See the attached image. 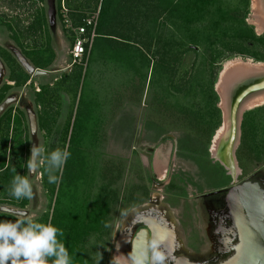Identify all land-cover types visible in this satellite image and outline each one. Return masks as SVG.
Segmentation results:
<instances>
[{"label": "rangeland", "instance_id": "obj_1", "mask_svg": "<svg viewBox=\"0 0 264 264\" xmlns=\"http://www.w3.org/2000/svg\"><path fill=\"white\" fill-rule=\"evenodd\" d=\"M61 1H63L68 11L65 17L59 12V3ZM80 4H84V0H54L55 22L53 25H49L46 18V0L43 2L38 0H0L1 48L6 49L11 54V51L7 48L9 46L19 49L21 53L22 51H30L33 48L42 49L46 47L48 39L45 37V31L40 34H28L25 40L19 32L17 35L20 39V46L11 37L12 33L23 30L27 23L34 18L35 14L39 13L45 16L46 27L50 36L49 46L55 52L53 62L48 67L43 68L47 71L45 75L33 76L29 74V78L25 84L10 89L12 93L9 96L15 97V100L11 103V113H15L18 107L25 112L27 110L34 111L33 91H35L36 84L40 82H53L54 78L60 75V72L64 71L65 74H69L75 65L81 66L75 63L71 65L69 62L68 49L72 43L73 34L69 32L70 27L67 25L72 26L73 24L71 15H78L81 12V17L90 12L99 11V7L87 9L81 6L77 9V6ZM252 14L250 0L249 13L247 15L249 23H251ZM63 19H67L68 22H64ZM250 25L253 24L251 23ZM9 27L11 30H9ZM23 56L25 57L24 54ZM236 57L243 61L250 60L253 63H261L239 56L232 58ZM190 60L191 57L187 56L185 62L188 63ZM224 62L221 65V69ZM6 67L5 64L2 77L7 79L8 68L6 69ZM82 67L84 68L85 66L82 65ZM84 71L85 69L82 70V76L79 83L76 84V88L78 87L77 92L75 93L70 83L60 84L57 96L54 97L59 101L49 107L55 113L57 112L56 123L54 125L57 134L54 144L50 143L54 132L49 136H45L43 131L38 130L35 135H30L29 129L26 127L30 144L31 142H37V145L40 143L46 151L57 148L62 149V129L67 122L68 124L70 122L65 143V148H67L72 127H75L68 149L70 156L63 168L56 173L59 176V182L55 184L54 195L51 201L42 183V173L38 171L34 177H32L34 174H29L33 184V196L30 200L26 199V204L23 207L20 206L23 199L17 201L11 197L9 194L10 185L8 184L7 187L2 177H0V206H8L22 211L23 214L17 215L19 219L29 216H34L37 219L39 214L48 209L50 201L51 212L54 210L53 224L59 229L64 227L69 222V219L71 222V220L84 217V214L85 220L102 219L110 216L111 212L109 211L107 215L101 214L97 218L94 217L95 213L101 212L111 202L102 196L96 199L92 197L97 190L99 193L103 189L100 187L102 185V177L101 175L98 176L97 173H105L106 178L103 181L105 189L106 185L110 184V179L108 178L115 180L118 176L120 180H115L114 185L118 188L119 197H123V200L121 198L122 201L118 203L119 199L116 200V196L113 195V206L117 207V209L110 219V234L107 237L103 236L104 243H101V239L96 238L95 234L88 236L82 248L79 249L78 260L72 259L73 264H108L104 263V255L106 253L107 257L109 252L112 258L109 264H119V261L121 264L124 257L128 258L129 263H132V259L130 258L132 248L130 241L133 240L135 232L129 234V223L133 219L135 212H130V208L141 203L152 205L147 206L149 209L138 212V215L146 214L152 216L151 218L155 219V221H158H156L158 235L155 237L153 234L154 238L152 241L164 239L165 236L170 241V258L168 257L166 264L174 258L176 251H181L182 253L180 254L185 256L189 255V258L193 259L192 261L195 260L196 264H208L212 253H215V249L221 246L217 243L216 238H211L214 226L212 223L205 225V221L208 220V213L194 200V196L210 192L228 183L230 181L229 167L225 165L226 163L224 164L223 161H220L221 158L217 160L214 157H210L209 152L208 159L210 162L203 163L205 159L199 162L200 158H195L196 150L186 148V144L183 142L185 135L180 132L171 130L157 135L152 129H146L143 121L144 103L136 106L133 102L129 103L123 100L121 110H119L120 81L124 80L126 82V79L125 75H119L117 66L113 67L112 64H107L106 62L90 65V73L86 79L83 78ZM7 84H11V82L7 81ZM219 87L217 86L216 88L218 97H220L219 101L221 100V108H219L221 116L223 113L222 124L226 126V106L221 99L220 90H223V85ZM80 94L81 102L78 104ZM128 121L131 122L130 126ZM12 133V127H10V134ZM81 135H84L83 140L79 138ZM98 139L100 140L99 143ZM211 139L207 150L210 147ZM191 146L193 148L192 143ZM250 150L254 154L248 158L247 152ZM238 152L241 159L247 162L244 167L245 171H242L243 168L239 166ZM102 156L111 157L113 160L109 162L104 160L102 162L108 163L101 165L98 161ZM11 157L9 153V161L15 163L16 158ZM28 157L29 155L27 154ZM119 158L125 159L127 167H129V171H126L124 175L120 174L119 167L125 164V162H121ZM116 159L117 163L114 161ZM231 159L234 168L232 178L235 179L237 177V181H240V177L243 180L257 175L264 179V107L248 112L245 115L244 127L237 128V135L231 147ZM206 163H213L217 169H221L223 172L226 171L229 175L224 176L222 180L207 178L205 171L200 169ZM26 171L25 167L22 175L26 174ZM133 191L139 201L127 204L126 202L133 198ZM95 200H97L102 208L96 209V212L92 210V206H90L89 210L85 208L89 206L91 201V205H93V201ZM109 206L111 205L109 204ZM61 224L63 226H60ZM97 224L98 222H93L92 228H95ZM136 229L133 231H136ZM161 231L162 234L160 235L159 232ZM123 237H128L127 242L124 241L125 238ZM122 238L123 240H121ZM232 240L229 243H235L232 244V247L228 248V251H231V253L222 259L223 262L235 252L238 238L236 241H234V238ZM194 245L195 253H193ZM158 248L159 250L163 249L159 241ZM174 249L175 252L173 251ZM185 256L182 257L189 262ZM219 262L217 261L216 263Z\"/></svg>", "mask_w": 264, "mask_h": 264}, {"label": "trees", "instance_id": "obj_2", "mask_svg": "<svg viewBox=\"0 0 264 264\" xmlns=\"http://www.w3.org/2000/svg\"><path fill=\"white\" fill-rule=\"evenodd\" d=\"M81 6L87 9L99 7L95 37L85 67L75 65L69 74H64L61 85L66 82L72 84L76 93L78 88L76 84L79 83L83 69H85L83 78L86 79L90 73V65L106 62L113 67L117 66L119 75H125L126 79V82L120 81L119 110L123 100L133 102L136 106L144 103L143 121L146 129H152L157 135L171 130L184 134L183 142L187 149L196 150L195 158H200L199 162L204 159L203 163L210 162L207 147L215 130L221 124L219 97L214 85L222 63L235 56L264 62V33L256 34L254 26L247 22L250 0H84V4L78 5L77 9ZM80 14L81 12L78 15H71L73 24L80 22ZM46 25L45 16L36 13L23 30L11 35L12 40L20 46L17 35L19 32L24 40L28 34L46 32L45 37L48 39L46 47L22 51L35 68H46L55 58V52L49 46L50 36ZM0 56L8 67L7 79L0 87L1 101L11 88L25 84L29 74L6 49L0 47ZM187 56L191 57L188 63L185 62ZM7 81L11 84H7ZM41 87L40 93L33 91V101L41 106L38 113L39 130L43 131L45 136H49L53 132L57 134L54 129L57 112L49 107L57 103V98L54 97L57 96L60 85L53 87L45 84ZM143 96L145 97L142 98ZM80 102L81 94L78 104ZM262 107L264 105L244 112L240 127H244V117L248 112ZM67 124L62 129L61 150L65 149L70 122ZM128 124L130 126L131 122L128 121ZM74 128L72 127L69 136L67 150L73 138ZM79 138L83 140L84 135ZM7 152L16 158L15 163L10 162L0 173L8 187L15 175L13 168L18 174H23L28 154L24 113L19 109L11 113V107L0 117V168L4 166ZM247 154L250 158L254 152L250 150ZM104 160L109 162L113 158L102 156L98 163L101 165L108 163L102 162ZM119 160L125 162L119 167L120 174L124 175L129 171V167L125 159ZM238 160L241 161L240 168L245 171L247 162L241 159L239 152ZM114 161L117 163V159ZM39 171L42 173V183L51 201L55 184L48 183L47 174L42 166ZM97 174L102 177V185L98 186L103 189L99 193L97 190L92 197L96 199L102 196L111 202L109 203L111 206L108 204L101 212L95 213L94 217L107 215L109 211L111 215L107 216L108 218L85 220L84 214L80 219L71 222L69 219V222L60 229L63 237L58 239L63 240L71 259L76 261L80 254L79 249L91 234H95L96 238H100L101 243H104L103 236L107 237L110 234V219L117 209L113 206V195L116 196V200L119 199L118 203L123 200L114 185L118 176L115 180L107 177L110 184L108 183L105 189L103 182L106 178L105 173ZM137 198L133 191L132 201L129 199L126 203L139 201ZM50 201L48 209L37 217L38 222L53 224L54 210L51 212ZM25 204L26 199H23L20 206L23 207ZM91 204L92 201L85 208L89 210L92 206V210L96 212V209L101 207L97 200L93 201L94 206ZM16 219L19 218L0 212L2 221ZM93 222H98L95 228H92Z\"/></svg>", "mask_w": 264, "mask_h": 264}, {"label": "water", "instance_id": "obj_3", "mask_svg": "<svg viewBox=\"0 0 264 264\" xmlns=\"http://www.w3.org/2000/svg\"><path fill=\"white\" fill-rule=\"evenodd\" d=\"M47 11L46 18L49 25H53L55 22V6L54 0H46ZM248 22V21H247ZM249 23V22H248ZM251 24V23H249ZM256 34H262L264 32ZM11 54L14 56L19 65L24 69L27 74L33 76H43L47 73L45 69L35 68L29 61L23 56L21 51L15 47H7ZM4 65L0 59V81L2 80V71ZM242 73V72H241ZM221 73H218L216 83L214 85L217 91V86L220 83ZM224 95L223 99L227 103L225 110L228 138L223 144L222 151H220L221 161L227 165L234 175L233 163L231 159V147L237 135V128L239 129L242 115L245 110L250 107H245V103L256 94H264V70H256L252 72H245L242 74H232L226 76L223 81ZM218 93V92H217ZM220 98V97H219ZM15 100L14 96H8L0 102V116L7 109V107ZM221 100L219 101L220 107ZM260 105H254L257 107ZM221 108V107H220ZM252 108V107H251ZM28 129L30 135H35L38 131L37 117L35 111L27 110ZM223 123V113L221 116V124ZM54 140L56 135H54ZM211 144L208 149L210 153ZM37 145V142H31L29 147V156L31 155V147ZM210 157L211 154H210ZM213 158V157H212ZM229 197L233 199V212L236 221V227L238 231V243L235 247L234 254L219 264H264V193L259 187L258 183H251L245 181L237 186H233L228 190ZM0 212L8 213L17 217L18 214H23L22 211L10 208L8 206H0ZM155 221V219H152ZM159 230L160 228L157 227ZM142 232L145 233L144 230ZM154 232L155 237L157 230ZM153 232V234H154ZM133 241L131 248V257L133 254H139L146 248V237L142 236L141 239ZM132 259V258H131ZM185 264L188 261L184 257H181ZM132 264V263H129ZM193 264V263H189ZM196 264V263H195Z\"/></svg>", "mask_w": 264, "mask_h": 264}, {"label": "clouds", "instance_id": "obj_4", "mask_svg": "<svg viewBox=\"0 0 264 264\" xmlns=\"http://www.w3.org/2000/svg\"><path fill=\"white\" fill-rule=\"evenodd\" d=\"M25 161L26 174L15 175L10 181V196L15 200L32 199L33 184L29 174L36 176L41 166L49 184L59 182L56 173L63 168L70 156L65 148L46 149L39 143L31 147ZM107 226V225H105ZM63 232L51 222H38L34 216L14 221L0 220V264H72L62 239ZM158 241H152L139 254L132 255V264H164L165 257L157 251ZM150 254V255H149Z\"/></svg>", "mask_w": 264, "mask_h": 264}, {"label": "flooded vegetation", "instance_id": "obj_5", "mask_svg": "<svg viewBox=\"0 0 264 264\" xmlns=\"http://www.w3.org/2000/svg\"><path fill=\"white\" fill-rule=\"evenodd\" d=\"M0 59H1L2 63L3 62L5 63V61L3 60V58L1 56H0ZM7 68L8 67H6V69ZM64 74H65L64 71L60 72V75L58 77L54 78L53 82L51 81V82H46V83L49 86H53V87L59 86L61 84V80L63 79ZM5 81H6V78H2V80L0 81V87L5 83ZM46 83L40 82V83L36 84V88H38V90H35V93H40L42 91L41 85H45ZM11 93L12 92H10V90H9L4 95L3 99H5L9 95H11ZM58 101L59 100L57 99V103H58ZM33 105H34V111H35V114L37 117V125H38V130H39L38 113H39V110L41 109V106L39 104L38 105L35 104V101H33ZM10 107H11V104L7 107L6 110H8ZM17 109L21 110L24 113V116H26L25 124H26V127H28L27 111L25 112L22 109H20L19 107ZM5 111L2 113V115L5 113ZM25 113H26V115H25ZM54 135H56V134L54 133L52 135V138L50 141L51 144H54V141H55L53 138ZM27 143H28V155H29L30 142L28 140V134H27ZM11 158H13V157H11ZM9 162H10L9 161V153L7 152V155L5 156L4 166L0 168V173L9 165ZM222 166H223V164H222ZM223 167H225V166H223ZM200 169L205 171V173H206L205 175L209 179L212 178V179H216V180H222L224 178V176L230 174V181H228V183H225V184L221 185L220 187L211 190L210 192L208 191L205 193L196 194V196H194V200L197 201V203H199L202 206V208H204L205 211H207V213H208V216H207L208 220L205 221V225H209V223H212L214 226L212 233L210 231L211 238L212 237L216 238L217 243H219V245L221 246V247L218 246V248L215 249V253H212V255L210 256V259H209L210 261L208 262V264H213V263L215 264L217 261L218 262L221 261L219 263H222L223 262L222 259L224 257H227L231 253V251L230 252L228 251V248L232 247V244L235 243V242H231V243H229V242L233 241L232 240L233 238L235 239L234 241H236L238 238V231H237L236 221H235L234 212H233V208H232L233 199H231V196L229 197L228 190L233 186H237V185H239L245 181H249L251 183H258L259 187L263 190V193H264V179L258 177L257 175H255V176L253 175L250 178L243 179V180H241L242 177H240V181H237V177L235 179L232 178L233 176H232L231 171L229 174H227L226 171L223 172L221 169H217L213 163H209V164L206 163ZM0 177H1V175H0ZM150 205H152V204L141 203V204L135 205V206L130 208L131 209L130 212H135L133 219L129 223V234H132V232H135L134 236H133V240L130 241L131 247H132L133 241L137 240L136 242H138L142 236L146 237L147 245L150 244L154 238L153 232L156 229V226H157L156 221L157 220L152 221L151 220L152 216H149L146 214L138 215V212L149 209V207H147V206H150ZM134 229H136V231H133ZM142 230H144L145 233L142 232ZM155 234L156 233L154 232V235ZM123 238H125V237H123ZM123 238L121 240H123ZM211 238H210V240H211ZM127 240H128V237H126L124 239L125 242H127ZM158 241L162 244L163 249L159 250L158 244H157V251H159L165 257L164 264H166L167 263L166 260L170 256V252H171L170 251L171 250L170 241L166 238V236L164 239H159ZM211 241H213V239ZM112 247H113V244H112ZM235 247H236V245H235ZM193 250H194L193 253H195V245L193 247ZM173 251L175 252V249ZM175 253L176 254L174 255V258H172V260H170V262H168V264H185L183 259H181V257L185 256V255L180 254V253H182L181 251H176ZM109 254H110V252L108 253V255L106 257V253H105L104 263L109 264V262L112 261V258ZM185 257H187V259L189 260L188 264L191 262L193 264L195 263L194 262L195 260L192 261L193 259L189 258V255H187ZM121 262H122L121 264H129L127 257H124V259H122ZM118 263L120 264V261ZM219 263H216V264H219ZM145 264H150V261L146 260Z\"/></svg>", "mask_w": 264, "mask_h": 264}, {"label": "bare ground", "instance_id": "obj_6", "mask_svg": "<svg viewBox=\"0 0 264 264\" xmlns=\"http://www.w3.org/2000/svg\"><path fill=\"white\" fill-rule=\"evenodd\" d=\"M251 6H252V17L250 19V22L254 25L255 30L259 32H264V0H251ZM264 70V63H253L250 60L243 61L239 58H231L224 62L222 69L220 71V83L219 86L222 87L223 84H221L223 79L232 74H242L245 72H252L256 70ZM242 72V73H241ZM223 88V87H222ZM221 90L222 95V101L225 103V106L227 108V103L224 101L225 95L224 90ZM224 95V97H223ZM254 105H264V94H256L252 96L246 103L245 107H254ZM225 120V119H224ZM227 126V125H226ZM225 124H222L219 126V128L215 131L213 135L212 145L210 148V154L214 159L220 160V151H222L223 144L225 143L226 139L228 138V127H226ZM221 136V137H220ZM233 146V145H232ZM221 161V160H220ZM219 161V162H220ZM234 169V168H233ZM162 175V174H161ZM159 234H162V231L159 232Z\"/></svg>", "mask_w": 264, "mask_h": 264}, {"label": "built area", "instance_id": "obj_7", "mask_svg": "<svg viewBox=\"0 0 264 264\" xmlns=\"http://www.w3.org/2000/svg\"><path fill=\"white\" fill-rule=\"evenodd\" d=\"M59 4V12L65 17L68 11L64 6L63 1H61V3ZM97 19L98 10L81 16L80 22L76 25H67L68 27H70L69 32L73 34L72 43L68 49V58L71 65L75 63L85 66L87 56L95 37ZM63 21L68 22L67 19H63ZM67 26L65 25V27ZM35 90H38V88H35Z\"/></svg>", "mask_w": 264, "mask_h": 264}, {"label": "crops", "instance_id": "obj_8", "mask_svg": "<svg viewBox=\"0 0 264 264\" xmlns=\"http://www.w3.org/2000/svg\"><path fill=\"white\" fill-rule=\"evenodd\" d=\"M194 234H195V231H194Z\"/></svg>", "mask_w": 264, "mask_h": 264}]
</instances>
